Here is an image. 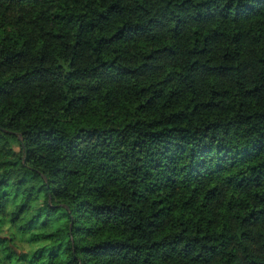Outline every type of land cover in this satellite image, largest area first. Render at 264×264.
<instances>
[{"label":"trees","instance_id":"16d2710c","mask_svg":"<svg viewBox=\"0 0 264 264\" xmlns=\"http://www.w3.org/2000/svg\"><path fill=\"white\" fill-rule=\"evenodd\" d=\"M0 264H264V0H0Z\"/></svg>","mask_w":264,"mask_h":264}]
</instances>
